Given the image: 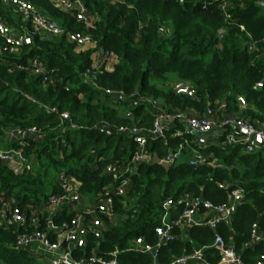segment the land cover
Instances as JSON below:
<instances>
[{"label": "trees", "instance_id": "1", "mask_svg": "<svg viewBox=\"0 0 264 264\" xmlns=\"http://www.w3.org/2000/svg\"><path fill=\"white\" fill-rule=\"evenodd\" d=\"M27 1L61 28L90 35L96 45L86 49L66 36H35L32 44L0 62V140L13 128L36 126L43 133L41 140L31 142L25 150L32 161L31 172H16L0 162V192L14 198L16 205L33 208L47 204L62 193L61 174L76 179L84 199H99L112 182L105 169L111 164L131 163L137 150L133 139L127 134L103 135L98 126L137 123L149 128L154 119L152 109L142 104L132 110L131 120L125 115L131 99L119 104L105 89L157 99L171 111L204 113L210 105L225 104L229 113H240L264 125V0H80L98 17L94 29H87L72 13L55 8L51 0ZM223 2L229 3L230 19L220 9ZM0 17L14 29L23 25L2 0ZM221 29L226 31L223 40L219 39ZM251 44L254 51H250ZM101 50L118 58L110 71L94 64V55ZM33 59L55 70V86L15 69ZM174 83L190 84L196 97L175 93L169 87ZM258 83L263 86L257 88ZM239 97L247 102L244 111ZM48 108L68 112L71 118L62 122L59 114ZM173 131L148 139L149 160L130 174L128 194L115 198L116 222H107L101 239H89L84 255L94 250L103 258L116 257L120 264H153L152 257L137 250L134 242L141 237L147 243H157L155 228L165 213L167 199L191 194L221 205L229 201L232 190L242 189L244 200L229 225L221 223L216 230L202 225L175 228L177 238L159 250L158 263L169 264L203 251L204 262L186 264H219L222 257L213 245L216 235H221L244 264H257L264 255V242L247 245L254 225L264 235V148L246 153L242 146L211 143L200 147L192 143L178 163L164 165L162 158L176 151L184 138L194 140L192 134L174 137ZM192 148L200 150L209 162L217 160V165L190 166ZM182 212V206L172 208L170 220L178 219ZM74 216L66 206L53 223L59 227ZM45 227L43 223L40 228ZM25 230L22 226L0 230V264H49L44 256L15 247L17 234Z\"/></svg>", "mask_w": 264, "mask_h": 264}, {"label": "built area", "instance_id": "2", "mask_svg": "<svg viewBox=\"0 0 264 264\" xmlns=\"http://www.w3.org/2000/svg\"><path fill=\"white\" fill-rule=\"evenodd\" d=\"M51 2L55 8L66 13H72L75 19L87 29L95 28L98 17L92 15L82 1L51 0ZM2 3L13 8L14 12L22 19L23 25L21 29L15 32L0 17V37L3 39V44H0V62L5 61L4 56L17 54L23 46L32 44L35 36L48 38L66 36L69 42L83 48L96 45L90 35L85 32L67 31L61 28L56 21L47 18L38 7L27 0H2ZM261 5L264 6V3ZM229 7L228 2H223L220 5L226 19L231 18ZM242 30H244L243 27ZM225 32V29L219 31L220 40H223ZM249 48L250 51H254V44H251ZM98 54L101 58L98 68L102 67L107 71L112 70L118 61L117 56L107 50H101ZM15 69L28 72L32 76L41 77L45 85L55 86L58 81L55 70L47 69L38 59L31 60L26 66H16ZM262 86V83L257 84V88ZM169 87L179 95L190 98L196 97V90L190 84L174 83ZM104 91L106 95L111 96L119 104L126 103L128 98L131 99L130 110L125 114L127 118L133 120L134 113L132 110L139 108L142 104H148L154 116L149 128L137 123L114 126L107 122L98 126L99 132L103 135L111 137L116 134H127L137 144V150L133 154L130 164L116 163L105 169V173L112 177V182L106 187L104 196L99 199L93 198L91 204L80 209L79 205L82 204L84 198L78 192L79 183L73 176L66 174H61L59 178L62 193L53 196L43 206L22 208L15 204L14 198L5 197L4 193L0 192V230H8L14 226L25 227L24 232L17 234L15 247L19 250L29 251L35 248L34 254L44 256L49 264H120L116 257L112 259L103 258L98 256L94 250L89 256L84 255V253L90 238L101 239L106 230L107 222H116L115 198L125 197L128 194L130 174L139 164L149 160L146 149L148 139L163 137L168 130H174V137H182L184 134L194 135L192 142L184 138L183 143L176 151H169L161 160L164 165L178 163L183 157V150L191 148L192 143L200 147L208 146L211 143L221 146L224 144L242 146L246 153H255L260 148H264V125L251 121L240 113H229L225 104L215 108L210 105L204 113L171 111L169 107L164 106L157 99L136 98L137 94L128 95L124 91L111 89ZM26 97L32 100L29 96L26 95ZM238 102L244 111L248 106L246 100L239 97ZM48 109L59 114L62 122L71 118L68 112H59L57 108ZM218 128L222 131L221 136L224 137V141L217 143L213 142L210 135ZM236 129L244 131L245 134L238 135ZM42 137L41 129L36 126L8 130L3 141L0 140V162L10 165L16 172H31L32 161L25 150L31 142L39 141ZM257 138H261L263 146L260 145ZM189 164L190 166L203 164L215 166L217 160L209 162L200 150L192 148ZM225 186V183L221 184L220 188ZM229 195V201L221 205H215L209 200L191 194H184L177 200L167 199L163 204L165 213L161 218L160 225L155 228L157 243H147L144 238L140 237L134 242L135 248L149 254L153 259V264H159V250L177 238L174 234L175 228L186 229L194 225H202L211 230H216L221 223L229 225L236 209L244 200V192L242 189H235ZM66 206L75 213V216L70 222H64L61 226L56 227L53 218ZM176 206H182L183 212L178 219L171 221V209ZM43 223L46 225L45 229L40 228ZM52 232H54L52 237H55V240L51 238ZM260 242H264V235L258 226L254 225L251 240L247 246H253ZM213 248L222 257L219 264H244L241 255L221 235H216ZM190 261L204 262L203 251L176 258L169 264H186ZM257 264H264V255L260 257Z\"/></svg>", "mask_w": 264, "mask_h": 264}, {"label": "crops", "instance_id": "3", "mask_svg": "<svg viewBox=\"0 0 264 264\" xmlns=\"http://www.w3.org/2000/svg\"><path fill=\"white\" fill-rule=\"evenodd\" d=\"M13 28V27H12ZM22 28V27H21ZM20 28V29H21ZM13 30L15 31V32H17L19 29H14L13 28ZM92 47H94V46H88V47H85L86 49L87 48H92ZM100 55L98 54V53H96L95 55H94V64H95V66L96 67H98V65H99V63H100ZM195 112V111H194ZM195 113H197V112H195ZM221 129H216L211 135H210V138H212V140H213V142H219V141H221L220 139L222 138V136H221ZM219 139V140H218ZM87 199V198H86ZM89 200H91V201H89ZM87 202H85V200L83 199V202H82V204H80L79 205V208L81 209V208H83L85 205H89V204H91L92 203V201H93V199L92 198H88L87 200H86Z\"/></svg>", "mask_w": 264, "mask_h": 264}, {"label": "water", "instance_id": "4", "mask_svg": "<svg viewBox=\"0 0 264 264\" xmlns=\"http://www.w3.org/2000/svg\"><path fill=\"white\" fill-rule=\"evenodd\" d=\"M236 133H237L238 135H243V134H245V132L242 131V130H240V129H236ZM253 139H255V136H253ZM257 141L260 143L261 146H263V141L261 140V138H257Z\"/></svg>", "mask_w": 264, "mask_h": 264}, {"label": "rangeland", "instance_id": "5", "mask_svg": "<svg viewBox=\"0 0 264 264\" xmlns=\"http://www.w3.org/2000/svg\"><path fill=\"white\" fill-rule=\"evenodd\" d=\"M44 37H45V36H44ZM87 199H88V198H87ZM87 199H84L85 202H87V201H86ZM89 201H91V200H89ZM34 249H35V248H33L32 250H30V252H33V253L36 252V249H35V250H34Z\"/></svg>", "mask_w": 264, "mask_h": 264}]
</instances>
